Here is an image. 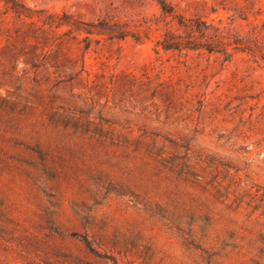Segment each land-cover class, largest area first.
Listing matches in <instances>:
<instances>
[{
    "label": "rangeland",
    "instance_id": "rangeland-1",
    "mask_svg": "<svg viewBox=\"0 0 264 264\" xmlns=\"http://www.w3.org/2000/svg\"><path fill=\"white\" fill-rule=\"evenodd\" d=\"M235 1L264 22V0ZM22 2L33 18L0 2V264H264V66L156 52L154 0Z\"/></svg>",
    "mask_w": 264,
    "mask_h": 264
},
{
    "label": "trees",
    "instance_id": "trees-1",
    "mask_svg": "<svg viewBox=\"0 0 264 264\" xmlns=\"http://www.w3.org/2000/svg\"><path fill=\"white\" fill-rule=\"evenodd\" d=\"M4 6L3 14H10L16 19L33 18V11L29 9L22 0H0ZM158 6L162 22L164 23V33L155 45V51L177 53H203L208 55H218L224 62H229L237 54L250 56L256 64L264 66V22L256 23L257 16L261 15L258 8L251 13L235 0H213L209 6V12L217 14L220 9L225 12H232L228 25L223 26L221 20L217 23L214 20L206 21L203 16L186 17L177 13L175 6L168 0H154ZM204 6L205 2L202 3ZM253 17V20H250ZM238 18L245 22L248 31L245 35L233 31L230 26ZM41 23L49 28L68 27L70 32H80L81 27L78 21H73L68 15L48 14L41 20ZM88 34L89 31H85ZM95 34L106 35L110 39L123 40L127 35L117 24L109 25L99 22L95 25ZM136 40V39H135ZM89 250L92 244L87 238L80 240Z\"/></svg>",
    "mask_w": 264,
    "mask_h": 264
}]
</instances>
